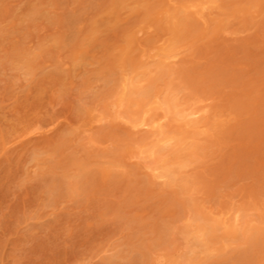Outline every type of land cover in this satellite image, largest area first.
<instances>
[{"label":"rangeland","instance_id":"obj_1","mask_svg":"<svg viewBox=\"0 0 264 264\" xmlns=\"http://www.w3.org/2000/svg\"><path fill=\"white\" fill-rule=\"evenodd\" d=\"M0 264H264V0H0Z\"/></svg>","mask_w":264,"mask_h":264},{"label":"bare ground","instance_id":"obj_2","mask_svg":"<svg viewBox=\"0 0 264 264\" xmlns=\"http://www.w3.org/2000/svg\"><path fill=\"white\" fill-rule=\"evenodd\" d=\"M133 77L130 75H124L121 79V90L119 92V96L117 98V101L115 103L112 104L113 109L115 114L117 115L119 113V108H121V106L123 105L125 96L128 93V86H131L133 84ZM133 87V86H132ZM156 98H158V96H156ZM155 103L157 104V106H155L154 110H157L161 107V105H159L157 103V101H155ZM152 108H148V109H142L139 113H137V115H139V121L135 124L134 127H140V129L137 132H145V133H150L151 135H153L155 137L156 140V146H158L159 143H169V140L165 139V137L163 136L164 130H163V121L165 118V112L164 113H159L156 115L155 118H150L149 120L146 118V114L151 110ZM167 112V111H166ZM198 115V111H191L187 114H184L183 116H189L191 118H194ZM156 152H158V150L151 149L149 151L150 156H154L156 154ZM156 168H154V170H156ZM169 175V171L166 170L164 171L163 174H158L155 175L156 178H162L164 176Z\"/></svg>","mask_w":264,"mask_h":264}]
</instances>
